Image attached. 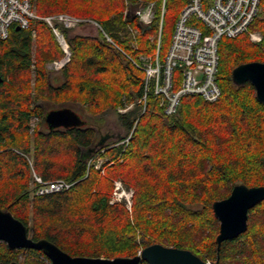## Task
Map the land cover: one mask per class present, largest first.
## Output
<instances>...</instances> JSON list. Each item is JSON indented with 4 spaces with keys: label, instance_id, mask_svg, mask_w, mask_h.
I'll use <instances>...</instances> for the list:
<instances>
[{
    "label": "trees",
    "instance_id": "1",
    "mask_svg": "<svg viewBox=\"0 0 264 264\" xmlns=\"http://www.w3.org/2000/svg\"><path fill=\"white\" fill-rule=\"evenodd\" d=\"M31 1L37 15L65 12L91 18L101 30L98 36L63 30L71 57L60 70L58 84L45 64L61 57L62 51L45 23L33 20L29 29L11 26L7 38L0 39V208L25 224L34 240L47 239L71 256H135L160 243L188 249L212 264H264V200L248 211L246 231L219 246V221L212 210V204L237 184L264 186V103L257 100L251 83L235 85L231 79L235 66L264 62V0L249 25V31L261 34L259 41L252 42L248 33L219 41V98L207 102L184 96L171 116L163 113L152 92L141 114L142 105L136 101L143 94L144 71L104 35L134 61L140 55L153 56L161 0ZM185 1L166 0L161 57ZM147 2L155 3V15L143 25L134 11ZM124 100L135 105L116 115L119 126L129 129L138 120L123 151L121 146L109 147L114 140H96L91 126L49 129L41 105L73 102L102 117L114 113ZM32 117L38 120L33 131ZM101 150L112 161L105 176L86 171L87 158ZM32 172L43 181L62 178L72 185L35 195ZM109 178L133 187L130 213L122 204L108 202ZM23 252L27 254L21 261ZM0 261L51 264L41 250L9 249L4 242Z\"/></svg>",
    "mask_w": 264,
    "mask_h": 264
},
{
    "label": "built area",
    "instance_id": "2",
    "mask_svg": "<svg viewBox=\"0 0 264 264\" xmlns=\"http://www.w3.org/2000/svg\"><path fill=\"white\" fill-rule=\"evenodd\" d=\"M261 0H186L174 23L167 52L160 56L161 31L166 0H161L160 18L157 32V51L153 57L140 55L138 61L132 60L106 34L105 38L125 57L144 71V88L139 102H143V113L148 93L159 99L163 113L171 116L176 113L180 100L187 95L199 96L207 102H213L221 95L217 82L218 45L221 38H234L248 33L252 41L261 38L259 32L249 31V25L260 13ZM155 15V3H141L134 16L143 25H149ZM33 20L45 23L52 31L62 55L55 63L64 66L71 57V49L64 29L81 25L97 26L91 18H82L60 12L50 15H37L31 0H0V39L7 38L11 26L29 29ZM35 31L32 30V37ZM126 106L122 107L125 108ZM130 106H127V109ZM130 137L123 141L125 146ZM37 186L35 195H45L65 191L72 183L62 179L43 181L33 173ZM115 188H121L115 182ZM123 191V189H122ZM119 198H122L119 193ZM140 253V251H139ZM207 264H211L209 261Z\"/></svg>",
    "mask_w": 264,
    "mask_h": 264
},
{
    "label": "water",
    "instance_id": "3",
    "mask_svg": "<svg viewBox=\"0 0 264 264\" xmlns=\"http://www.w3.org/2000/svg\"><path fill=\"white\" fill-rule=\"evenodd\" d=\"M16 29H20L16 26ZM235 85L246 82L252 84L256 98L264 103V62L250 61L235 66L231 71ZM2 80L0 74V82ZM44 120L49 129L79 126L83 120L73 110L62 107L46 112ZM264 200V186L248 187L243 184L233 186L229 195L212 204L214 216L219 221L216 242L236 238L247 229L248 211ZM0 241L9 249L29 248L41 250L51 264H207L188 249L153 243L144 247L135 256L113 258L71 256L47 239L34 240L29 236L28 227L15 218L8 210L0 208ZM0 264H4L0 262ZM8 264H19L11 261Z\"/></svg>",
    "mask_w": 264,
    "mask_h": 264
},
{
    "label": "rangeland",
    "instance_id": "4",
    "mask_svg": "<svg viewBox=\"0 0 264 264\" xmlns=\"http://www.w3.org/2000/svg\"><path fill=\"white\" fill-rule=\"evenodd\" d=\"M34 7H35V5H34ZM260 11H261V9H260ZM82 18H86V17H82ZM98 31H99V28L97 26L81 25V26H76V27L70 28L69 34L70 35L79 34V35L98 36ZM129 33L131 35H134L135 31L132 30L131 28H129ZM35 34L33 36V39L35 37ZM171 35H172V33L170 34V39H171ZM65 36H66V34H65ZM66 38H67V36H66ZM156 38H157V35H156ZM249 39H250V37H249ZM252 42H256V41H252ZM169 43H168V46H169ZM160 44H161V42H160ZM167 49H168V47L164 50V53L167 52ZM156 51H157V39H156V47H155L154 53ZM159 51H160V48H159ZM153 56L150 55L149 57H153ZM59 59H60V57L53 59L51 61H48L45 64V69L48 72V74L50 75V78L52 79L53 83H55V84H58L59 82H61V79H62L61 74H60V70L62 69L63 66L60 68L55 66V63L57 61H59ZM30 78H31V82H33V80H34L33 71L30 72ZM138 100L136 101V103L141 104L142 109H143V102L142 101L139 102ZM123 102L124 103L122 105L117 106L115 108L114 113H107V114L103 115L102 117L89 114L88 112L85 111V109L80 104L73 103V102H70V103L66 102V103H61L59 105H55L51 102L45 101V102H41V105H42L44 111H49L52 109L62 108V107H66V108L73 110L74 112H76L79 115L81 120H83V123L81 124L82 126H91L96 130V140H99L101 138L108 139L107 141L112 140V142L114 140L116 142L109 145V147L121 146L122 147L121 150L123 151L127 147V146H125V143H123V141H125L126 139H128V137H130L129 140H127L128 141L127 145L129 144L130 139H131L132 134H133L134 129H135V125H136L137 120H138V119H136L129 129H124L121 126H119L116 115H118V114L123 115V114L128 113L131 109L134 108V105H135V102H127L126 100H124ZM124 106H126V107L130 106V107H128L127 109H125L126 107L122 108ZM37 121L38 120L36 117L31 118V120H30V130L31 131H33V129H35ZM42 126L44 128H46L45 124H43ZM103 150H101L98 153H94L92 156L87 158V160L85 161L86 166H87L86 171H88L90 169L98 170L101 176H105V169L108 165L112 164V161L110 160V157L101 154L103 152ZM27 160L29 162V165L32 166V154L31 153H29ZM32 176H33V172H32ZM109 180L112 184V188H111V192H110L108 202L110 204L120 203L130 213L132 201H133L132 197H133V193H134L133 187L128 186L120 178H109ZM115 182L120 183L121 188L116 189L115 188ZM122 189H123V191H122ZM119 193H121L122 198H119V196H120ZM29 236H30V234H29ZM139 251H141V249L138 250V253H139ZM26 254L27 253H25V252L20 253L18 258L22 261ZM206 261L208 262L209 260H206Z\"/></svg>",
    "mask_w": 264,
    "mask_h": 264
},
{
    "label": "flooded vegetation",
    "instance_id": "5",
    "mask_svg": "<svg viewBox=\"0 0 264 264\" xmlns=\"http://www.w3.org/2000/svg\"><path fill=\"white\" fill-rule=\"evenodd\" d=\"M0 242H3V241H0ZM5 243V242H4ZM6 244V243H5ZM7 245V244H6ZM8 247V246H7ZM1 262V261H0ZM11 262V261H10ZM2 263H4V262H2ZM9 262H7V263H4V264H8Z\"/></svg>",
    "mask_w": 264,
    "mask_h": 264
}]
</instances>
